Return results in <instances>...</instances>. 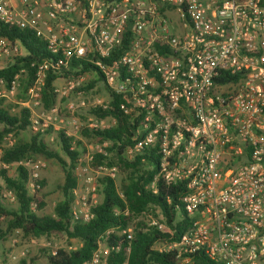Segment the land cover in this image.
<instances>
[{
	"label": "built area",
	"instance_id": "built-area-1",
	"mask_svg": "<svg viewBox=\"0 0 264 264\" xmlns=\"http://www.w3.org/2000/svg\"><path fill=\"white\" fill-rule=\"evenodd\" d=\"M0 25L31 34L52 57L32 64L37 72L23 100L18 96L26 68L8 88L0 81V102L13 107L12 113L26 111L29 130L61 131L63 100L70 114L106 110L113 93L122 99L120 110L137 123L136 142L125 153L129 161L142 156L147 164L144 152L158 149L159 174L151 189L157 193L160 177L169 186L186 187L184 212L194 219L192 226L180 240L158 244L156 250L177 251L180 264H264V0H0ZM29 54L22 40L0 33V70ZM79 62L91 66L90 72L65 77ZM50 72L59 76L58 103L44 110ZM99 75L108 99L87 101L80 89ZM73 93L79 102L70 100ZM66 121L69 128L62 131L68 138L84 128L103 131L118 124L116 118ZM5 141L0 146V195L3 202L17 205L5 177L27 169L34 195L41 189L43 165L5 162V149L16 143L14 134ZM107 144L91 146L86 160L79 158L71 207L75 221L94 218L99 180L116 176L106 165L93 167L96 154L108 156ZM31 209L37 212L38 204L33 202ZM151 226L174 233L162 216ZM103 244L102 237L85 264H102ZM56 250L51 248V254ZM22 253L27 256L30 246ZM5 264L20 260L12 254Z\"/></svg>",
	"mask_w": 264,
	"mask_h": 264
},
{
	"label": "trees",
	"instance_id": "trees-1",
	"mask_svg": "<svg viewBox=\"0 0 264 264\" xmlns=\"http://www.w3.org/2000/svg\"><path fill=\"white\" fill-rule=\"evenodd\" d=\"M0 33L13 40H22L30 53L26 58L19 59L7 69L0 70V81H4L5 87L8 88L15 75L23 68L27 69L28 76L21 79L19 88V93L23 95L36 76L37 68L32 67V64L35 63L38 66L43 60L52 57L46 45L29 33L2 25H0ZM80 66H83L82 70H78ZM72 68L75 71L65 72V77L77 78L92 69L91 66L82 62L74 63ZM58 78V75L50 72L42 96L44 110H50L58 103L55 93V83ZM102 82V75H99L97 81L87 83L80 90L85 94L89 93ZM110 96L111 103L108 109H91L89 114L98 119L116 118L117 126L103 131L84 128L82 135L93 140L94 143H108L105 148L108 156L96 154L93 167L117 165L126 174L122 188L124 197L120 195L115 180L109 177L101 178L99 183L102 202L92 208L94 218L85 223L75 221L71 210L74 191L78 186L76 169L81 156L77 148L72 149L74 143L79 145L81 143L66 137L64 132L58 133L60 151L51 148L43 140L41 134L32 135L29 141H25L21 139V135L30 126L28 113L26 111L21 114L12 113L9 105L7 106L4 102L0 103V146L10 133H13L17 139L12 148L5 149L4 161L15 163L42 158L59 164L64 173V181L59 187L61 199L53 215L42 214L46 208L44 200L47 184L45 181L40 180L41 189L31 195L28 190L30 177L27 169L20 168L17 177H5L8 188L17 197L18 204L15 209H10L4 205L0 195L1 242H6L16 236L26 241L43 238H67L69 242L76 240L82 244L80 248L75 250L68 247L60 248L56 250L55 256L51 254L50 249H44V258L47 264H85L92 260L98 249V243L103 237L110 249L107 264H180L177 251L161 253L156 250V245L180 240L192 226L194 219L189 218L184 212L183 199L188 191L182 184L169 186L160 177L156 183L157 193H154L151 185L159 174L158 149L144 152L149 160L147 164L142 162V156L135 161H129L125 153L136 142L137 123L120 110L122 99L113 93H110ZM33 202L38 204L37 212L31 209ZM150 210L160 211L167 225L174 232L173 235L161 232L155 227L147 228L144 224L131 227L135 217ZM113 229H118V232L113 233ZM22 264L28 263L23 261Z\"/></svg>",
	"mask_w": 264,
	"mask_h": 264
},
{
	"label": "rangeland",
	"instance_id": "rangeland-1",
	"mask_svg": "<svg viewBox=\"0 0 264 264\" xmlns=\"http://www.w3.org/2000/svg\"><path fill=\"white\" fill-rule=\"evenodd\" d=\"M60 85V83H58ZM98 89L95 91H90L89 93H86V99L87 101H92L95 97L99 96L103 98L104 100L108 99V95L104 87L100 84L97 85ZM95 89V88H94ZM25 98V94H20L18 96L19 100H23ZM83 98V97H82ZM70 100L74 102H79V95L77 93H73L70 97ZM3 103V102H0ZM6 104V102H4ZM8 106V103L6 104ZM10 106V105H9ZM67 100H63L61 102V110L62 113L60 114L59 120V130L56 131L54 128H51L47 132L41 133L43 140L54 150L60 151V143L58 139V133L63 132L62 130L69 128L67 125V119L73 118L79 121V123L87 122L88 120L92 119H98L95 116L89 114L90 110H86L84 112H77L75 114H70L67 111ZM11 107V106H10ZM13 108V107H11ZM35 135L31 130H27L22 133L21 139L25 141H29L31 136ZM37 135V134H36ZM77 142H80L81 145L76 143V148L78 149V152L81 154L80 158L85 159L87 156L88 151H91V146L98 145V143H94L93 140L87 139L82 135L81 133L77 134L76 137H74ZM15 140H17L15 138ZM6 143L4 140L3 145ZM86 160V159H85ZM34 162H41L43 165L42 173H41V180L45 181L47 186L45 189L46 199L44 200L46 204V208L44 209V212L42 214L46 215H53L55 207L57 203L61 199V193L59 190V187L62 185L64 181V173L62 171V168L57 164L56 162H48L42 158H38L34 160ZM79 168V167H78ZM108 169H114L115 171V182L117 184V187L119 189V193L122 197L123 195V186L125 184V177L126 174L120 170V168L117 165L108 166ZM79 170V169H78ZM76 169V172L78 171ZM17 177V176H15ZM100 202H102V194L100 192L99 194ZM4 205H6L10 209H15L17 205L9 204L7 202H4ZM39 212V211H38ZM157 216L159 218H157ZM161 214L160 211H154L150 210L149 212H146L142 215H139L134 218L131 227H136L140 224L146 225L147 228H152L151 221L152 219L161 220ZM113 233H117L118 229H113ZM18 240V244L14 246L13 241ZM32 242H35L34 245H32ZM70 245V246H69ZM30 246V253L27 256L23 255V248ZM82 244L76 240H71L70 242L67 240V238H52V239H32V240H23L21 237H13L12 239L1 242L0 241V264H5L8 262L10 255L14 254L18 256L20 260V264H22L23 261H26L28 264H47L46 259L44 258L43 250L44 249H51V248H69V249H77L80 248ZM103 254L101 256L102 264H106L105 260L108 257V254L110 252V249L108 248L107 244H103L102 246Z\"/></svg>",
	"mask_w": 264,
	"mask_h": 264
}]
</instances>
